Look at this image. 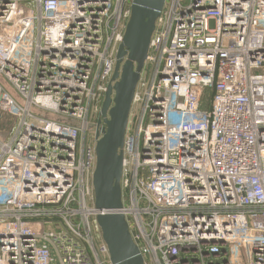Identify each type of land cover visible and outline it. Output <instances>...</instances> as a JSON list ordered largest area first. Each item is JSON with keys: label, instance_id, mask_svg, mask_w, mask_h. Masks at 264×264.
<instances>
[{"label": "built area", "instance_id": "built-area-1", "mask_svg": "<svg viewBox=\"0 0 264 264\" xmlns=\"http://www.w3.org/2000/svg\"><path fill=\"white\" fill-rule=\"evenodd\" d=\"M132 2L0 0V264H111L93 179ZM121 187L145 264H264V0H165Z\"/></svg>", "mask_w": 264, "mask_h": 264}, {"label": "water", "instance_id": "water-1", "mask_svg": "<svg viewBox=\"0 0 264 264\" xmlns=\"http://www.w3.org/2000/svg\"><path fill=\"white\" fill-rule=\"evenodd\" d=\"M164 3L165 0H133L132 15L117 53L115 83L106 92L101 112L105 127L101 138L97 132L93 184L95 205L100 211L98 222L109 247L111 264H145L121 212L123 146L135 89Z\"/></svg>", "mask_w": 264, "mask_h": 264}, {"label": "rangeland", "instance_id": "rangeland-1", "mask_svg": "<svg viewBox=\"0 0 264 264\" xmlns=\"http://www.w3.org/2000/svg\"><path fill=\"white\" fill-rule=\"evenodd\" d=\"M14 123L15 119L12 116L0 112V137H5Z\"/></svg>", "mask_w": 264, "mask_h": 264}, {"label": "trees", "instance_id": "trees-1", "mask_svg": "<svg viewBox=\"0 0 264 264\" xmlns=\"http://www.w3.org/2000/svg\"><path fill=\"white\" fill-rule=\"evenodd\" d=\"M212 94H213V90H210V89L207 90V92H206V99H207V100H206V103H207V105L209 104V99H210V97H211ZM8 115H9V114H8ZM10 116H11V115H10ZM12 117H13V116H12ZM13 118H14V117H13ZM14 119H15V118H14ZM15 123H16V120H15ZM15 123H14V125H15ZM14 125H13V126H14ZM13 126H12V127H13ZM12 127H11V128H12ZM11 128H10V129H11Z\"/></svg>", "mask_w": 264, "mask_h": 264}]
</instances>
